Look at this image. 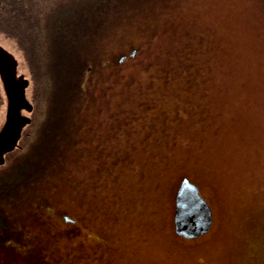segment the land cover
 <instances>
[{
	"label": "rangeland",
	"instance_id": "rangeland-1",
	"mask_svg": "<svg viewBox=\"0 0 264 264\" xmlns=\"http://www.w3.org/2000/svg\"><path fill=\"white\" fill-rule=\"evenodd\" d=\"M0 45L33 103L5 163L35 144L29 177L0 192V264H264L263 0H0ZM61 46L81 87L40 153ZM4 102L0 79V128ZM185 175L214 212L198 240L173 232Z\"/></svg>",
	"mask_w": 264,
	"mask_h": 264
},
{
	"label": "water",
	"instance_id": "water-1",
	"mask_svg": "<svg viewBox=\"0 0 264 264\" xmlns=\"http://www.w3.org/2000/svg\"><path fill=\"white\" fill-rule=\"evenodd\" d=\"M18 60L0 45V79L5 93L3 125L0 128V165L5 155L20 146L24 128L31 123L28 115L33 103L27 97L29 79L18 75ZM25 111V113H24ZM213 222V210L200 193L197 184L185 178L176 194L175 229L186 237H197L208 232Z\"/></svg>",
	"mask_w": 264,
	"mask_h": 264
},
{
	"label": "trees",
	"instance_id": "trees-1",
	"mask_svg": "<svg viewBox=\"0 0 264 264\" xmlns=\"http://www.w3.org/2000/svg\"><path fill=\"white\" fill-rule=\"evenodd\" d=\"M65 48H66L65 46H61L57 49L56 52L54 51L53 54L51 55L52 64L50 63L51 64L50 74L52 75L53 78V84L51 88L52 92L50 94V99L48 102L49 110L47 109V111L44 114V117L41 119L42 120V123L40 124L41 133L39 135L34 136V139L39 137V141L42 143L41 149H37V151L39 150L40 153L44 148V142L45 144H49V142H55V141L59 142V137L62 136V132L64 131L65 134L67 133L68 126L63 125L62 122L64 120V117L66 116L65 114L67 112L69 113V108H70L69 106L71 105L72 108V106L74 105V104L72 105V100H73L74 92L75 91L77 92L76 88L78 86L81 87L80 85L81 82L79 81L80 78L76 79L77 74L72 69H69L70 65L63 62L60 63L59 60L56 58L59 54L63 53ZM70 63L72 64L73 62ZM60 64L61 66H63V70L62 71L60 70L58 72L57 66L58 65L60 66ZM82 73L83 72H81V74ZM59 130L62 131L59 132ZM41 134L43 136L45 134V137H43ZM34 146L35 144L28 149L27 153H23V155H17L13 159H11L10 163H8L9 165L7 163L3 164V168L4 169L7 168V169H5V172L0 171V182H3V187H0V192L2 190L3 193L7 191L6 188L7 186L12 187L15 183H20L19 179H21V182H23L22 178L20 177V172L24 173L22 175L24 179L29 177L27 173L31 171V168L28 169V166L31 163L32 157H35L32 153L35 150ZM37 163L35 162L33 163V165L37 164L36 165L37 169L35 170V172L43 168V162H37ZM17 175L19 176L16 177ZM1 220H3V210L0 205V221ZM5 224L6 223L3 222V227H6Z\"/></svg>",
	"mask_w": 264,
	"mask_h": 264
},
{
	"label": "flooded vegetation",
	"instance_id": "flooded-vegetation-1",
	"mask_svg": "<svg viewBox=\"0 0 264 264\" xmlns=\"http://www.w3.org/2000/svg\"><path fill=\"white\" fill-rule=\"evenodd\" d=\"M264 1V0H263ZM140 50H141V46H131L129 47L127 50L125 51H122L118 54H114L113 56L109 57L108 59H105L104 61H101V64H102V68H107V69H111V74L113 75L114 73H119L120 70L122 69L123 67V64L126 63V62H129L131 60H134L135 57L140 53ZM94 64V63H93ZM93 64H90L88 63V65L86 66V72L84 73H87L88 71H91L95 66ZM108 87L112 88V84H110ZM110 90V89H108ZM32 122V121H31ZM42 123V120L37 123L38 125H36V135H39L41 133V126L40 124ZM28 126V125H27ZM26 126V127H27ZM26 127L24 128L23 130V133H22V136L24 135L25 130H26ZM21 136V138H22ZM66 137L65 136H61L59 137V141H64ZM187 178L189 179L191 182L197 184L196 182L192 181L190 179V177H187L186 175L183 176V178L181 179L180 181V184L178 185L176 191H175V195H174V215H173V232H174V235L176 236V238H178L179 240H184V241H190L188 239H197L198 240V237L204 235H199L197 237H186L182 234H179L177 233L176 229H175V208H176V194H177V191L179 189V187L181 186V183L183 182V180ZM198 185V184H197ZM199 186V185H198ZM200 188V187H199ZM201 192V191H200ZM202 194V193H201ZM203 196V195H202ZM204 197V196H203ZM205 198V197H204ZM210 204V203H209ZM211 205V204H210ZM212 207V206H211ZM213 210V208H212ZM64 220L65 221H69V222H75V219L72 218L71 216H68V215H64ZM215 225V217H214V212H213V222H212V225H211V228L208 232L206 233H209L210 231H212L213 227ZM7 232V231H6ZM5 233V236H3V240L5 241V239L7 238V233ZM200 239V238H199ZM192 242V241H191Z\"/></svg>",
	"mask_w": 264,
	"mask_h": 264
}]
</instances>
